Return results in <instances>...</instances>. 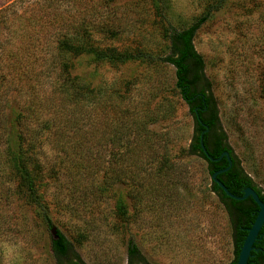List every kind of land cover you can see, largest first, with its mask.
<instances>
[{
    "label": "rangeland",
    "instance_id": "374dc122",
    "mask_svg": "<svg viewBox=\"0 0 264 264\" xmlns=\"http://www.w3.org/2000/svg\"><path fill=\"white\" fill-rule=\"evenodd\" d=\"M212 1L166 0L165 21L186 29ZM155 8L151 0H0V264H56L54 231L83 264H127L129 243L148 264L232 263L227 215L206 163L188 152L193 121L161 62L168 42ZM64 42L150 59L92 64L62 51ZM193 46L227 143L264 192V0H228ZM64 63L82 91L63 88ZM98 87L102 101L90 93ZM16 154L33 161L42 211L13 168Z\"/></svg>",
    "mask_w": 264,
    "mask_h": 264
},
{
    "label": "trees",
    "instance_id": "16d2710c",
    "mask_svg": "<svg viewBox=\"0 0 264 264\" xmlns=\"http://www.w3.org/2000/svg\"><path fill=\"white\" fill-rule=\"evenodd\" d=\"M151 1L155 5L157 15L160 18L159 23L161 25H159L163 38L168 42L167 54L161 58V62L172 67L174 70L175 90L187 106L193 121V134L188 149L189 155L197 156L206 163L207 172L211 178L216 172L228 168V161L223 157L217 162H211L207 156L216 160L223 153H228L231 166L228 171L218 175L216 179L224 185L231 195L236 197H242L244 190L247 188L253 189L258 195L259 200L264 204V192L257 188L254 182L245 174L227 143L226 135L220 125L217 105L211 92V84L205 77L203 59L193 46L196 32L208 21L210 13L221 10L228 0H213L204 15L191 26L182 30L174 29L165 21L166 18L163 11L166 0ZM61 49L69 53L73 58L87 55L90 57L89 61L92 64L107 63L115 66L127 62L150 59V56L138 51L118 52L113 49L100 50L91 44L74 46L71 43L64 42ZM72 70V63L63 64L64 78L62 79V86L65 89L72 88L74 90L77 88V90L82 91L80 79L77 76H72ZM94 92H96V96L100 94L99 99L102 101L104 95L103 88L98 87L90 91V93ZM86 94L88 95V93ZM201 138L205 153L201 150ZM12 163L19 180L26 188L25 190L30 202L42 211L40 200L37 197L36 178L29 168V166L33 165V161L30 158H23L21 154H16L12 159ZM35 166L38 167V165ZM211 191L223 207L231 226L234 255L231 264H236L240 249L247 236V231L252 227L256 219L258 207L251 198L243 201H235L228 198L218 185L212 181ZM117 217L122 222L127 219L126 208L121 200H119L117 206ZM42 219L47 227L50 228V221L44 212H42ZM56 237L57 239L51 240L50 247L56 264H83L75 252L73 245L65 236L56 232ZM127 264H148L132 243H129L127 249ZM248 264H264V224L258 235V240L255 242L253 250L250 253Z\"/></svg>",
    "mask_w": 264,
    "mask_h": 264
},
{
    "label": "water",
    "instance_id": "95a60500",
    "mask_svg": "<svg viewBox=\"0 0 264 264\" xmlns=\"http://www.w3.org/2000/svg\"><path fill=\"white\" fill-rule=\"evenodd\" d=\"M200 144H201V150L205 153L204 147L202 145V138L200 139ZM206 156H207V154H206ZM223 157H225L226 160L228 161V168L221 170V171H218L215 174H213L211 177V181L214 182L216 185H218V187L223 191V193L228 198L235 200V201H243L247 198H251L253 200V202L256 204V206L258 207V213H257L256 219H255L252 227L247 231V236H246L244 243L240 249L238 259H237V263H236V264H248V259L250 257V253L253 250V246H254L255 242L258 240V235H259L260 230L264 224V204L259 200L258 195L255 193V191L253 189L247 188L244 190L242 197H236V196L231 195L228 192V190L224 187V185H222L216 179V177L218 175L228 171V169L230 168V166H231L230 157H229L228 153H223L216 160H213L207 156V158L211 162H217V161L221 160ZM53 236H54V239H57L56 231L53 232Z\"/></svg>",
    "mask_w": 264,
    "mask_h": 264
}]
</instances>
